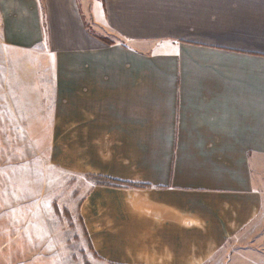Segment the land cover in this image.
<instances>
[{"label":"crops","instance_id":"obj_1","mask_svg":"<svg viewBox=\"0 0 264 264\" xmlns=\"http://www.w3.org/2000/svg\"><path fill=\"white\" fill-rule=\"evenodd\" d=\"M0 2L5 41L47 38L56 58L65 160L101 259L210 264L260 217L264 0Z\"/></svg>","mask_w":264,"mask_h":264},{"label":"rangeland","instance_id":"obj_2","mask_svg":"<svg viewBox=\"0 0 264 264\" xmlns=\"http://www.w3.org/2000/svg\"><path fill=\"white\" fill-rule=\"evenodd\" d=\"M12 14L0 2V264H114L94 251L81 220L86 180L66 164L54 53L47 38L36 48L8 44ZM254 173L264 196V157ZM210 264H264V198L260 217Z\"/></svg>","mask_w":264,"mask_h":264},{"label":"trees","instance_id":"obj_3","mask_svg":"<svg viewBox=\"0 0 264 264\" xmlns=\"http://www.w3.org/2000/svg\"><path fill=\"white\" fill-rule=\"evenodd\" d=\"M107 40V39H106ZM110 41L107 40V43H109ZM108 183L110 184H114V185H123V184H126V183H123V182H118V181H108L106 180Z\"/></svg>","mask_w":264,"mask_h":264}]
</instances>
